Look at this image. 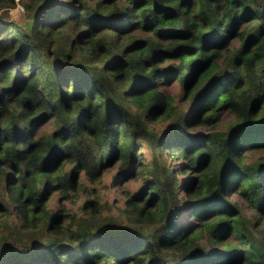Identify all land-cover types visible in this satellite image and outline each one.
Segmentation results:
<instances>
[{
    "label": "trees",
    "instance_id": "trees-1",
    "mask_svg": "<svg viewBox=\"0 0 264 264\" xmlns=\"http://www.w3.org/2000/svg\"><path fill=\"white\" fill-rule=\"evenodd\" d=\"M23 5L24 24L0 18V213L11 206L21 228L58 227L41 244L0 242V264H264L256 221L236 199L264 214V160L244 155L264 146V0ZM224 111V128H189ZM158 114L170 118L162 132L150 125ZM165 149L179 151L178 166ZM116 161V178L142 177L122 208L130 226L94 227L90 196V215L59 227L70 214L48 209L46 193L68 195L78 176L96 180Z\"/></svg>",
    "mask_w": 264,
    "mask_h": 264
},
{
    "label": "rangeland",
    "instance_id": "rangeland-1",
    "mask_svg": "<svg viewBox=\"0 0 264 264\" xmlns=\"http://www.w3.org/2000/svg\"><path fill=\"white\" fill-rule=\"evenodd\" d=\"M27 9L23 5V0H0V18L15 20L19 23L24 24L27 18ZM81 65V64H79ZM168 90H170L175 99L177 109H185L189 103L185 98H180L182 93V86L178 80H173L168 84ZM232 115L226 111L222 112L220 117L214 123H202L193 122L189 123V128L194 131H206L209 128H224L231 120ZM170 124V118L158 114L156 120L151 122L158 132H162L167 129ZM55 125L54 120L50 119L44 122L39 130H50ZM139 156L144 161H147L152 156L150 147L143 145L138 149ZM179 151L174 152V156L171 157L168 149L162 151L166 162L172 166H178L182 160V156L178 155ZM245 160H264V146L250 148L244 151ZM118 169V161L103 169L100 177L96 180L90 181L87 177L82 175L78 176L75 181L73 189L69 190L68 195H63L60 189H53L49 193H46L44 197L45 206L48 209L51 208L52 212L63 211L70 214L65 218L59 227L65 228L70 225L71 216L80 218L82 216L88 217L91 213L89 210H85L82 207V202L87 197H97L101 215L95 221L93 220L94 227L105 228L110 224L115 226L129 225L130 223L126 220L122 208L124 206L126 194L129 191L135 190L141 184V176L137 175L131 179H121V177H115V172ZM178 182L189 178L187 172L178 171ZM81 179V181H80ZM179 186V185H178ZM235 197V196H234ZM237 201L243 204V209L249 214V217L256 221V226L253 227V238L255 244L260 247L264 246V214L257 213L256 210L246 209L245 202L239 198ZM245 205V206H244ZM254 212V213H253ZM253 216L251 217V214ZM183 219L182 216H180ZM58 222L55 223L54 227L47 228L46 221L39 222L34 226H28L21 228L22 225L19 223L14 209L9 206L4 212L0 213V242L4 241L10 245H32L33 240L41 244L44 240L49 238L58 227ZM132 226V225H131ZM25 229H27L25 231ZM27 232L26 233H24ZM32 232V233H30ZM102 264H105L102 262ZM111 264V263H110ZM128 264H145L130 262ZM242 264H255L254 260H246Z\"/></svg>",
    "mask_w": 264,
    "mask_h": 264
}]
</instances>
